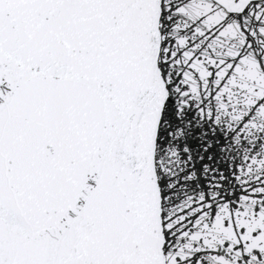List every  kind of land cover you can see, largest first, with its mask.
Here are the masks:
<instances>
[{
	"label": "snow or ice",
	"instance_id": "6c2138e0",
	"mask_svg": "<svg viewBox=\"0 0 264 264\" xmlns=\"http://www.w3.org/2000/svg\"><path fill=\"white\" fill-rule=\"evenodd\" d=\"M0 264H264V0H0Z\"/></svg>",
	"mask_w": 264,
	"mask_h": 264
}]
</instances>
